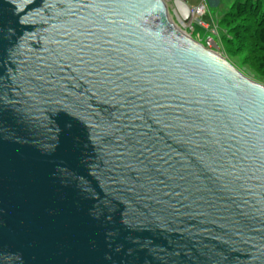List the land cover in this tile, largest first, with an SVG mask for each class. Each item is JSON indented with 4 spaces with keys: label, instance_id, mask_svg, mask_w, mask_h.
<instances>
[{
    "label": "water",
    "instance_id": "1",
    "mask_svg": "<svg viewBox=\"0 0 264 264\" xmlns=\"http://www.w3.org/2000/svg\"><path fill=\"white\" fill-rule=\"evenodd\" d=\"M170 14L0 0V264H264V85Z\"/></svg>",
    "mask_w": 264,
    "mask_h": 264
},
{
    "label": "rangeland",
    "instance_id": "2",
    "mask_svg": "<svg viewBox=\"0 0 264 264\" xmlns=\"http://www.w3.org/2000/svg\"><path fill=\"white\" fill-rule=\"evenodd\" d=\"M168 4L169 12L173 21L175 16L172 10V2L165 0ZM189 7H193L195 4H201L207 1L210 9L206 18L203 20L213 25L216 22V26L219 29L220 39L218 52L225 57L230 63H232L240 72L249 77L250 79L264 85V66L261 63L262 53L259 49L257 32H258V19L254 18L250 14V3L245 0H239V2H246L245 13L235 21L232 26H224L221 20H227V14L232 11L234 3L238 0H186ZM257 0H252V4ZM210 3V4H209ZM264 11V0H262ZM229 25V24H228ZM236 28V29H235ZM197 32L201 33L204 37L206 34L201 28L195 26ZM234 34H240L236 36ZM233 38V39H232ZM230 40H232L230 42Z\"/></svg>",
    "mask_w": 264,
    "mask_h": 264
},
{
    "label": "built area",
    "instance_id": "3",
    "mask_svg": "<svg viewBox=\"0 0 264 264\" xmlns=\"http://www.w3.org/2000/svg\"><path fill=\"white\" fill-rule=\"evenodd\" d=\"M209 13V6L206 1L201 3L199 6L191 8V18L189 22L184 23L179 16L175 15L176 24L189 36H191L196 41L200 42L205 48L217 52L219 50L220 33L218 27L213 24L210 25L206 23L203 19L207 17ZM195 26L203 29L206 35L203 37L197 30ZM221 55V54H220Z\"/></svg>",
    "mask_w": 264,
    "mask_h": 264
},
{
    "label": "trees",
    "instance_id": "4",
    "mask_svg": "<svg viewBox=\"0 0 264 264\" xmlns=\"http://www.w3.org/2000/svg\"><path fill=\"white\" fill-rule=\"evenodd\" d=\"M245 1H247V3L248 2L250 3V6H249L250 14L254 18L258 19L257 25L259 28L257 32V40H258V45L260 47L259 49L261 50V53L263 54L261 58V63L264 66V11H263L262 0H257L253 4H252V0H245ZM245 3L246 2L241 3L239 2V0L236 1L232 7V11H230L226 16L228 21L224 19V20H221V23L226 27L232 26L235 23V21L239 18V16H242L245 13V10H244L246 6ZM234 35L239 36L240 34L239 35L234 34ZM231 41L232 40H230V42Z\"/></svg>",
    "mask_w": 264,
    "mask_h": 264
},
{
    "label": "crops",
    "instance_id": "5",
    "mask_svg": "<svg viewBox=\"0 0 264 264\" xmlns=\"http://www.w3.org/2000/svg\"><path fill=\"white\" fill-rule=\"evenodd\" d=\"M186 4H187V2L188 1H186V0H183ZM207 2V1H206ZM210 4V3H209ZM197 6H199V4H195L193 7H190V8H194V7H197ZM209 6V5H208ZM209 9H210V7H209ZM213 24H215L216 25V22H213ZM204 33H205V31L203 30V29H201ZM197 33H199V32H197ZM201 36H202V34L201 33H199ZM206 34V33H205Z\"/></svg>",
    "mask_w": 264,
    "mask_h": 264
},
{
    "label": "bare ground",
    "instance_id": "6",
    "mask_svg": "<svg viewBox=\"0 0 264 264\" xmlns=\"http://www.w3.org/2000/svg\"><path fill=\"white\" fill-rule=\"evenodd\" d=\"M172 18V17H171ZM173 20V19H172ZM207 49V48H206ZM209 50V49H208Z\"/></svg>",
    "mask_w": 264,
    "mask_h": 264
}]
</instances>
